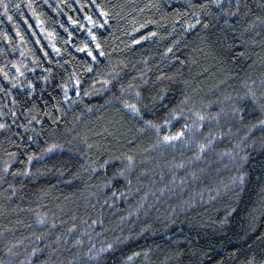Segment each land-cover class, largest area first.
<instances>
[{"label":"trees","instance_id":"trees-1","mask_svg":"<svg viewBox=\"0 0 264 264\" xmlns=\"http://www.w3.org/2000/svg\"><path fill=\"white\" fill-rule=\"evenodd\" d=\"M0 264H264V0H0Z\"/></svg>","mask_w":264,"mask_h":264}]
</instances>
